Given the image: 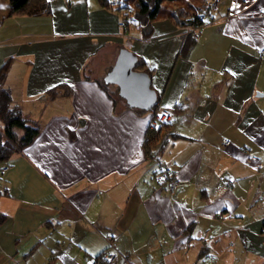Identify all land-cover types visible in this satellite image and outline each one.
I'll use <instances>...</instances> for the list:
<instances>
[{"label": "crops", "instance_id": "0c3cea01", "mask_svg": "<svg viewBox=\"0 0 264 264\" xmlns=\"http://www.w3.org/2000/svg\"><path fill=\"white\" fill-rule=\"evenodd\" d=\"M48 2L51 12L11 15L0 0L6 84L42 126L0 171V264H91L104 251L111 264H264V0H208L184 52L168 17L141 37L97 0ZM124 35L151 67L157 99L143 113L91 73ZM160 108L171 116L150 155ZM157 158L178 177L171 193Z\"/></svg>", "mask_w": 264, "mask_h": 264}, {"label": "trees", "instance_id": "16d2710c", "mask_svg": "<svg viewBox=\"0 0 264 264\" xmlns=\"http://www.w3.org/2000/svg\"><path fill=\"white\" fill-rule=\"evenodd\" d=\"M104 7L120 11L119 21L125 28L134 27L140 29V36L146 37L152 32V21L159 17H168L174 24L198 27L207 21L212 9V3L208 0H97ZM9 14L26 13L39 15L51 12L48 0H8ZM192 32L183 34V40L179 52H184L195 40ZM12 57L6 58L0 65V162L9 164L11 158L32 143L41 131V124L34 118L24 113L22 107L13 101L10 87L6 84V77ZM133 68L145 70L150 75V69L145 61L137 56ZM99 85L112 97L113 101L128 106L124 99L118 95L116 89H111L109 82L103 77L97 80ZM63 83L53 85L46 90L50 97L57 94V89ZM151 86V83H150ZM139 113L149 109H141L135 106H128ZM167 120L158 121L157 124L146 128L143 139L144 146L150 155L151 145L158 138L160 125ZM3 165V164H2Z\"/></svg>", "mask_w": 264, "mask_h": 264}, {"label": "water", "instance_id": "95a60500", "mask_svg": "<svg viewBox=\"0 0 264 264\" xmlns=\"http://www.w3.org/2000/svg\"><path fill=\"white\" fill-rule=\"evenodd\" d=\"M137 55L126 47H119L112 65L103 75L105 82L114 83L117 93L128 106L149 109L155 103L157 94L150 86V76L142 69L133 68ZM264 94L263 92H256Z\"/></svg>", "mask_w": 264, "mask_h": 264}, {"label": "built area", "instance_id": "2783aa9c", "mask_svg": "<svg viewBox=\"0 0 264 264\" xmlns=\"http://www.w3.org/2000/svg\"><path fill=\"white\" fill-rule=\"evenodd\" d=\"M194 29L192 32L193 36L197 35V26L192 27L191 25H186L183 27L184 33H188L189 30ZM258 54L260 57L264 58V48H260L258 50ZM171 116V112L167 109H154L151 115V119L149 122V126L155 125L157 121L168 120ZM224 143H228L229 140L227 138H222ZM155 177L157 181L164 186L167 192L171 193L174 191L176 184L178 183V177L175 174L174 170L170 168L162 159H155ZM7 168V164H3L0 166V171H3ZM231 179L226 181V184L229 185L231 183ZM117 255L112 251H104L99 254L96 258L93 259L91 264H111L115 261Z\"/></svg>", "mask_w": 264, "mask_h": 264}, {"label": "rangeland", "instance_id": "374dc122", "mask_svg": "<svg viewBox=\"0 0 264 264\" xmlns=\"http://www.w3.org/2000/svg\"><path fill=\"white\" fill-rule=\"evenodd\" d=\"M116 12H117V14H118V17H119V14L121 13L120 11H117L116 10ZM120 22V21H119ZM129 28H131V27H129ZM124 41H122V44L124 45H122L121 47H125L126 46V48H128V49H130V45H129V41H131L129 38L130 37H127V36H125L124 35ZM108 49V50H107ZM107 49L105 48V50H107L106 52H113V49H115V48H111V49H109L108 47H107ZM131 51H133L132 49H130ZM134 52V51H133ZM114 53V52H113ZM116 53H117V49H116ZM135 53V52H134ZM136 54V53H135ZM110 55V54H109ZM112 55V54H111ZM103 54L102 55H100L99 57H97V59H96V67L94 68V69H92V71L93 72H91V73H93L94 75H97V77L98 78H102L103 77V75H104V73L106 72V70L111 66V61H109L108 59H107V55L105 54V56L104 57H106L104 60L102 59L103 58ZM150 70H151V67L149 68ZM95 70V71H94ZM89 72V71H88ZM109 86H110V88L111 89H116V85L115 84H113V83H111V84H109ZM243 258V257H242ZM243 261L244 260H242L241 262H240V264H246V263H243ZM246 262H248V260H246Z\"/></svg>", "mask_w": 264, "mask_h": 264}, {"label": "snow or ice", "instance_id": "6c2138e0", "mask_svg": "<svg viewBox=\"0 0 264 264\" xmlns=\"http://www.w3.org/2000/svg\"><path fill=\"white\" fill-rule=\"evenodd\" d=\"M237 7H238V5H237ZM166 107H170V105H166Z\"/></svg>", "mask_w": 264, "mask_h": 264}]
</instances>
